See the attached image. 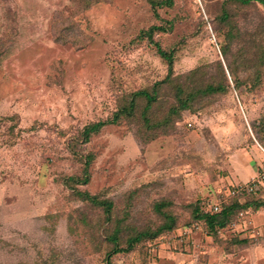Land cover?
Instances as JSON below:
<instances>
[{
	"label": "rangeland",
	"instance_id": "374dc122",
	"mask_svg": "<svg viewBox=\"0 0 264 264\" xmlns=\"http://www.w3.org/2000/svg\"><path fill=\"white\" fill-rule=\"evenodd\" d=\"M157 14L146 0H0V264H264V233L237 244L233 229L192 228L195 208L219 210L264 164V6L174 0ZM152 25L173 52L169 83L150 112L141 99L86 139L167 76L135 40ZM209 84L223 92H201ZM180 89L195 94L175 110ZM252 197L264 203V183ZM249 212L263 228L264 207ZM168 219L170 231L113 252Z\"/></svg>",
	"mask_w": 264,
	"mask_h": 264
},
{
	"label": "trees",
	"instance_id": "16d2710c",
	"mask_svg": "<svg viewBox=\"0 0 264 264\" xmlns=\"http://www.w3.org/2000/svg\"><path fill=\"white\" fill-rule=\"evenodd\" d=\"M75 2V0H72ZM77 2H80V4L85 7V9L89 8L92 5H96L98 3H105V2H109L111 0H76ZM147 3L150 5L151 9L154 12V15L157 17V10L161 9L163 7H171L174 3V0H146ZM228 1V0H227ZM234 2H238L240 1L243 4H248L250 3L252 0H231ZM256 2H259L262 6H264V0H254ZM226 12V9H222V15L220 17V22L221 23H226L228 22V15ZM161 31L164 32L165 28L162 26H150L149 28H147L146 30H142L140 31V33L138 34V36L136 37L135 40L139 41V40H143L144 38L147 39V41L153 45L156 48V53L158 54V56L163 59L167 65H168V73L167 76L165 77L164 80H162L161 82L155 84L153 86L152 89L150 90H139L136 91L134 93H131L129 95V98L127 100V106H125L124 108H121L120 110L116 111L115 113H113V117L110 121H99L98 123H94L92 125H88L85 130H84V137L86 139H88L89 135L97 132L98 130H100L102 127L108 125V124H115L116 121L118 120V118L123 117L124 119H130L133 117V114L135 112V109L137 108V104L138 101L143 99L145 101V106H144V113L150 112L151 111V107L154 105L155 102L158 101L157 98V94H158V88L157 86L160 83H169L170 81V77L172 74V67H173V52L172 51H164L156 42L153 41V36L156 32ZM55 39L57 42L60 43H65V41H63L64 39V33H62L61 30L57 31L55 33ZM182 89H180L177 93V99L180 100L179 104H180V108H177L175 110H179V109H183V108H189L188 107V101L190 99L193 98V95L195 94L194 92H188L185 95V100L182 99ZM199 92V91H198ZM204 93H208V94H217L222 91V86H214L212 84H209L206 86V88L201 91ZM88 163H85V168L87 167ZM263 165V164H262ZM260 169V168H259ZM259 173V170L257 172V174ZM257 176V175H256ZM263 183H258L257 186H255L254 190L252 192L247 193V197H250L251 199H248L247 201L245 200L244 202L239 201L236 197H231L230 202L227 203L226 205L220 207V209L217 212H204V211H200L199 208H195L193 210V216L195 218V221L192 222V224L194 223H199L202 224L205 229H208L210 234L216 236L217 232H225L228 231L231 228V224L237 219V216L239 213H244L247 216H251L249 210L254 209L255 211L260 210L262 207H264V203H258L257 200H255V198H253L252 196L255 195L257 187L259 185H262ZM236 188V187H234ZM233 188V189H234ZM84 200H88L90 202L93 203H97V197L96 196H90L87 195L86 193H80L79 194ZM246 197V198H247ZM99 205H101L103 207V209L105 210L106 213H111V209H112V205L111 203L107 202V201H103L101 202ZM199 210V211H198ZM107 214V215H109ZM173 227V222L170 223V219L166 220V222L163 224L162 227H160L156 232H154L151 236H146V234L143 233H139L136 235V237H132L131 239H128L127 241V248L126 249H114V253L117 252H127L128 250L132 249L133 245L137 242H139L140 240H142L144 237L145 238H150L153 239L155 238L159 233L161 232H165V231H170ZM234 234V238L237 244H243L246 243L248 240V238H243L239 233H236L235 231L232 232ZM111 240V242L117 243L118 241V237L116 232L114 234L111 235V237L109 238ZM111 253H109L106 257V259H109Z\"/></svg>",
	"mask_w": 264,
	"mask_h": 264
},
{
	"label": "built area",
	"instance_id": "2783aa9c",
	"mask_svg": "<svg viewBox=\"0 0 264 264\" xmlns=\"http://www.w3.org/2000/svg\"><path fill=\"white\" fill-rule=\"evenodd\" d=\"M258 183H264V164L260 166L259 173L256 177L250 179L245 185L232 189L229 195L231 197H238L243 192H252ZM213 210L217 212L218 207L214 206ZM192 228L197 232L200 230V224L194 223ZM231 228L235 232H240L243 238H249L251 240L261 237L264 233V227H255L251 217L242 212L238 214L237 219L231 224ZM179 241L181 242V239Z\"/></svg>",
	"mask_w": 264,
	"mask_h": 264
},
{
	"label": "crops",
	"instance_id": "0c3cea01",
	"mask_svg": "<svg viewBox=\"0 0 264 264\" xmlns=\"http://www.w3.org/2000/svg\"><path fill=\"white\" fill-rule=\"evenodd\" d=\"M250 174V173H249ZM251 175V174H250ZM248 181V180H247Z\"/></svg>",
	"mask_w": 264,
	"mask_h": 264
}]
</instances>
